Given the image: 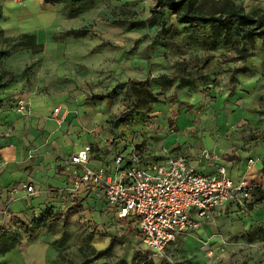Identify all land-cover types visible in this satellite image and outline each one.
<instances>
[{"label":"rangeland","instance_id":"1","mask_svg":"<svg viewBox=\"0 0 264 264\" xmlns=\"http://www.w3.org/2000/svg\"><path fill=\"white\" fill-rule=\"evenodd\" d=\"M224 1L264 11V0H200L197 9L218 13ZM0 3L3 69L18 77L0 90V264H264V38L206 40L208 26L188 27L158 0H88L74 11ZM28 19L42 54L5 41ZM140 82L159 103L139 99ZM87 145L90 167L130 153L180 154L197 166L208 151L244 172L252 159L258 188L154 255L101 195L68 190L73 170L62 159Z\"/></svg>","mask_w":264,"mask_h":264},{"label":"built area","instance_id":"2","mask_svg":"<svg viewBox=\"0 0 264 264\" xmlns=\"http://www.w3.org/2000/svg\"><path fill=\"white\" fill-rule=\"evenodd\" d=\"M19 104L20 111H25L24 102ZM92 153L87 145L62 159L63 166L73 170L68 190L72 194L89 188L99 190L107 209L118 219L136 225L142 245L154 255H163L169 245L199 228L217 209L232 203L244 205L258 186L253 182L257 171L252 159L236 180L225 165L217 163V155L208 151L196 161L197 166L183 155L157 161L130 153L128 157L118 155L104 166L90 167ZM209 162L218 164L215 173L202 171ZM24 187L29 194L35 193L34 185Z\"/></svg>","mask_w":264,"mask_h":264},{"label":"trees","instance_id":"3","mask_svg":"<svg viewBox=\"0 0 264 264\" xmlns=\"http://www.w3.org/2000/svg\"><path fill=\"white\" fill-rule=\"evenodd\" d=\"M88 0H43L45 4H54L60 2L64 7L70 10H79ZM165 8L179 15L181 23L188 27L208 26L209 35L206 40L215 41L221 39L227 42L231 37H237V45L250 44L255 46L257 39L264 38V11L246 13L244 7L237 5L232 1H224L218 13L206 15L197 9L200 0H158ZM3 17V7L0 3V19ZM153 20V19H152ZM2 30L0 31V33ZM6 42H13L16 47L27 50L34 55L42 54L45 50L44 44L38 42L37 35L34 33H24L16 38H5ZM5 52L0 51V90L6 89L8 85L14 82L18 77L10 75L3 69ZM143 88L138 89V97L141 101L149 104L159 103L158 97L152 93H147L144 89L147 82L137 83ZM108 95H95L92 100H104ZM175 132H178L176 129ZM258 188V187H256ZM255 188V189H256ZM255 191V190H254ZM123 221V220H121ZM8 235L5 226H0V243Z\"/></svg>","mask_w":264,"mask_h":264},{"label":"crops","instance_id":"4","mask_svg":"<svg viewBox=\"0 0 264 264\" xmlns=\"http://www.w3.org/2000/svg\"><path fill=\"white\" fill-rule=\"evenodd\" d=\"M23 23H25L23 27L21 26L22 23L19 24L20 26L17 25V27H15L16 29H14V30H15V32H14V33H15L14 36L16 35V37H18V36H20L21 34H24V33H31V32H36V33H37V31L39 30L36 24H34V23L32 24V23H31L30 19H28L27 21H25V22H23ZM37 38H38V40L40 39L39 36H37ZM81 149H82V148L77 149L76 152L79 151V150H81ZM73 153H75V152H73ZM73 153H72V154H73ZM72 154H71V155H72ZM178 155H180V154H178ZM92 157H93V153H92ZM13 158H14V161H17V159L19 158V156L15 154V155L13 156ZM18 160H19V159H18ZM111 161H112V160H111ZM17 163H19V161H18ZM95 163H96V162H95ZM107 163H110L109 160H108V162L103 160V162L100 163V164H98V165H97V163H96L94 167H101V166L106 165ZM217 163L220 164V165H226L227 168H228V170H229V171H228L229 174H230L234 179H236V180L240 179V178L244 175V173L246 172V165H247V164L244 166V168H243L244 172H243L242 170H240V166H239V165H238L237 167H235L234 169H231V166H232V163H231V162H230V163H226V162H222V161H217ZM218 164H214L213 162L204 163V165L202 166V171L205 172V173H215ZM255 171H257L256 167H255ZM27 172H28V171H27ZM31 172H33V171H31ZM241 172H243V173H241ZM81 191H82V192H87V193L90 194L91 196H92V195H101V196L103 197V200H104V195L101 194V193L99 192V190H97V189L89 188L88 190H87V189H86V190L83 189V190H81ZM232 205L237 206V205H235V204L232 203V204H229V205H227V206H225V207L219 208V209H217V210L226 209V208H228V207H230V206H232ZM106 208H107V207H106ZM217 210H216V211H217ZM119 220H120V219H119ZM123 221H124V220H123ZM199 230H200V227L197 228V229L190 230V231H199Z\"/></svg>","mask_w":264,"mask_h":264}]
</instances>
